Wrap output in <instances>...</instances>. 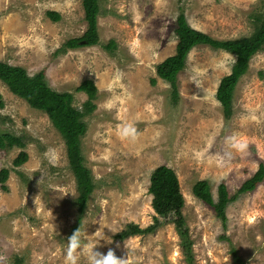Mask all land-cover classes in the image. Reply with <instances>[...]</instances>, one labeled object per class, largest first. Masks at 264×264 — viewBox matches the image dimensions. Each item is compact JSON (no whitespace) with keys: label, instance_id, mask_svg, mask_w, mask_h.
<instances>
[{"label":"rangeland","instance_id":"374dc122","mask_svg":"<svg viewBox=\"0 0 264 264\" xmlns=\"http://www.w3.org/2000/svg\"><path fill=\"white\" fill-rule=\"evenodd\" d=\"M99 7L98 45L70 49L65 44L87 30L82 0H0V63L29 76L43 72L50 89L73 96L76 109L87 100L75 92L83 81L97 89L96 109L84 118L81 138L94 191L79 219L60 135L45 114L0 82V134L25 144L0 150V171H9L7 192L0 187V264H65L67 239L76 230L86 243L99 241L96 251L112 250L127 257V264H188L172 224L150 235L115 239L129 224L153 225L149 178L160 166L177 177L193 264H264V180L228 205L225 230L214 210L192 194L196 183L206 181L215 202L220 184L232 196L264 165V46L237 83L229 121L213 102L228 76L213 69L223 51L198 46L190 52L194 58L188 55L177 76L175 102L169 85L156 76V67L175 54L179 14L215 41L238 40L254 32L255 16L264 17V0H99ZM48 12L59 21L47 19ZM194 68L208 71L197 77ZM117 72L122 86L110 92ZM114 96L123 103L109 109ZM125 123L136 128L135 141L119 135ZM233 138L246 141V149L231 147ZM21 152L27 162L15 169L12 162ZM80 264H87L86 257Z\"/></svg>","mask_w":264,"mask_h":264},{"label":"trees","instance_id":"16d2710c","mask_svg":"<svg viewBox=\"0 0 264 264\" xmlns=\"http://www.w3.org/2000/svg\"><path fill=\"white\" fill-rule=\"evenodd\" d=\"M82 8L87 30L82 38L70 40L65 44L70 49L98 45L96 28L97 19L100 15L99 0H82ZM46 17L53 23L59 21V16L53 12L46 13ZM253 19L255 30L248 38L215 41L192 29L182 13L178 15L174 32L177 38L175 54L156 67V76L169 85L172 102L178 99L176 92L177 76L183 70L189 53L195 47L208 46L214 50L228 52L235 57L231 75L221 79L215 93V100L219 101L225 120L231 119L237 83L247 73L251 58L264 46V17L255 16ZM112 46L113 43L110 42L105 49L110 50ZM0 82L6 86L12 95L25 101L30 108L45 114L52 127L60 135L65 146L68 168L75 182L77 192L75 204L80 219V216L84 214L88 199L94 191L90 171L85 167L84 157L81 153V138L86 133L84 118L92 115L96 109L92 103L97 97L96 87L92 81L86 80L75 89L76 93L84 94L87 97L82 107L76 109L73 106V96L68 93H57L50 89L45 82L43 72L29 76L20 67L0 63ZM154 84L155 81L152 80L151 85ZM14 147L24 149L25 144L19 138L9 134H0L1 151L10 150ZM26 162L27 155L21 152L13 160L12 166L16 169ZM8 175L7 169L0 171V187L4 192H7L5 185ZM263 180L264 165L260 163L253 176L244 182L232 196H230L227 187L220 184L217 188V202H215L206 181L196 183L192 188V194L197 200L214 210L216 218L222 223V228L225 230L227 223L225 211L228 205L235 202L242 194L254 192ZM148 194L152 198L151 206L156 215L153 225L146 229H140L138 226L129 224L115 236V239L124 241L135 236L150 235L162 225L172 224L175 227L186 262L193 264L192 242L181 213L184 201L174 171L165 166L156 168L149 178ZM220 239L228 241L225 236ZM234 255V260L238 261L235 252Z\"/></svg>","mask_w":264,"mask_h":264},{"label":"clouds","instance_id":"9594fccd","mask_svg":"<svg viewBox=\"0 0 264 264\" xmlns=\"http://www.w3.org/2000/svg\"><path fill=\"white\" fill-rule=\"evenodd\" d=\"M41 51H46L43 47V41L40 42ZM193 53H189V59H193ZM235 63V58L228 52H223L219 59L213 65V69L216 71L223 72L225 75H231V65ZM207 69L194 68V72L197 77H203L207 73ZM123 80V74L117 72L114 76V85L110 86L108 91L113 92L115 87L122 86L121 81ZM196 84V80H193ZM209 95L207 92L205 96ZM117 102L123 103L120 97L114 96L109 99L106 104L107 108H112ZM215 104H219V101H213ZM119 135L122 139H128L135 141L138 137V133L134 125L122 124L118 128ZM231 147L237 151H244L247 147V142L243 139L233 138ZM54 151V150H53ZM197 157H201L202 153H196ZM55 166L54 161H49ZM86 238L82 237L78 230H76L68 239L67 247L64 249V260L65 264H80L81 257H86L87 264H127V257L118 258L112 250H109L106 254L96 251L95 248L99 241L95 244L85 242Z\"/></svg>","mask_w":264,"mask_h":264}]
</instances>
